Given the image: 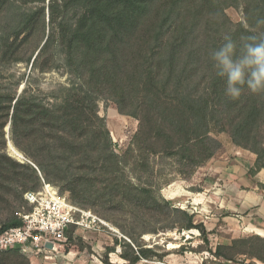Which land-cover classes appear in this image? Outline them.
Wrapping results in <instances>:
<instances>
[{"label": "trees", "instance_id": "obj_1", "mask_svg": "<svg viewBox=\"0 0 264 264\" xmlns=\"http://www.w3.org/2000/svg\"><path fill=\"white\" fill-rule=\"evenodd\" d=\"M239 5L246 25L225 14L226 7ZM261 19L264 0H0V194L24 205L23 193L38 189L43 177L128 238L119 243L126 264L161 261L167 254L159 244L146 246L144 235L204 233L192 214L160 192L177 178L191 179L219 151V132L255 154L250 174L264 169V92L244 86L239 98H231L226 77L217 76L210 58L225 33L239 44L241 36L264 31L257 24ZM239 55L238 46L233 58ZM23 62L30 64L27 75L10 73L11 65ZM60 68L66 81L43 89L39 76ZM100 102L138 121L121 153L99 114ZM178 111L198 136L150 154L159 126ZM6 133L31 163L6 153ZM18 224L11 216L0 223V232ZM68 234L74 241L72 229ZM238 246L243 249L233 251ZM214 254L227 261L236 254L264 261V239H235ZM102 263L118 264L107 256ZM0 264H30L29 255L3 250Z\"/></svg>", "mask_w": 264, "mask_h": 264}, {"label": "rangeland", "instance_id": "obj_2", "mask_svg": "<svg viewBox=\"0 0 264 264\" xmlns=\"http://www.w3.org/2000/svg\"><path fill=\"white\" fill-rule=\"evenodd\" d=\"M224 11L232 22H242L246 25L242 5L228 6ZM41 37L42 34L39 32L37 42H40ZM9 71L15 73L16 76L22 73L27 75L30 71V64L17 63L11 65ZM66 78L67 75L60 68L41 74L39 85L43 89H49L56 86L57 83L65 82ZM21 86L24 85L21 84ZM99 114L106 120L114 142V150L117 153L123 152L137 129L138 121L119 114L110 102L99 103ZM188 124L186 113L176 112L169 124L159 126L156 134L157 139L152 141L148 152L150 154L166 152L197 137L198 134L191 132ZM6 135L8 134L6 133ZM214 136L221 142L219 151L199 167L191 179L177 178L162 188L160 192L161 197L170 200L173 206L192 214L194 223L203 225L204 233L199 229L181 231L175 229L155 235H144L146 246L151 247L154 244H159L162 247L161 251H165L167 254L161 261L142 259L137 264H264V261L243 254H236L234 259L228 261L214 254L218 245H231L235 239L252 236L264 239L263 235H258L255 232L261 230L264 233V188L258 185V182L262 181V177L257 176V173L250 174L248 172V169L254 164L255 154L236 146L226 132H219ZM8 140H10L9 135L8 138L6 137V153L19 162L31 163L10 140V144L23 157L11 153L9 145H7ZM255 193L261 194L262 202L259 203L257 197L254 198ZM22 204L19 199L13 198L9 194L4 197L0 194V223L14 215L19 218L22 207L25 206ZM90 210L108 222L116 232L104 227L100 233L72 235L74 241L71 242L69 239L65 246V252L71 253L62 260L61 264H67L64 262L67 259L71 262L70 264H103L102 259L105 256L111 262L126 264L127 262L119 257L121 252L119 243L122 239L128 240V238L112 223L92 209ZM204 237L208 241H205ZM78 239L82 240V243ZM115 239H118L116 244ZM108 247H115V250L108 252ZM240 249L243 248L238 246L233 251ZM32 260L29 261L33 262ZM38 261L48 264L42 259H38Z\"/></svg>", "mask_w": 264, "mask_h": 264}, {"label": "built area", "instance_id": "obj_3", "mask_svg": "<svg viewBox=\"0 0 264 264\" xmlns=\"http://www.w3.org/2000/svg\"><path fill=\"white\" fill-rule=\"evenodd\" d=\"M41 183L38 189L23 193L25 206L19 214L20 224L0 232V251L19 249L29 255V260L61 264L71 253L65 252L71 229L72 235L100 233L104 227L114 231L108 222L72 203L43 177Z\"/></svg>", "mask_w": 264, "mask_h": 264}, {"label": "clouds", "instance_id": "obj_4", "mask_svg": "<svg viewBox=\"0 0 264 264\" xmlns=\"http://www.w3.org/2000/svg\"><path fill=\"white\" fill-rule=\"evenodd\" d=\"M264 25V19L257 21ZM224 43L210 52L215 62L217 76L226 77V94L233 99L239 98L242 88L253 93L264 92V31L240 37L239 44L231 33H225ZM240 48L238 58L233 57Z\"/></svg>", "mask_w": 264, "mask_h": 264}, {"label": "crops", "instance_id": "obj_5", "mask_svg": "<svg viewBox=\"0 0 264 264\" xmlns=\"http://www.w3.org/2000/svg\"><path fill=\"white\" fill-rule=\"evenodd\" d=\"M255 158H253V160H254ZM257 176H261L262 177V183H264V169H261L259 172H257V174H256ZM257 197V199L259 200V203L260 202H262V200H261V194H258V193H255L254 194V198H256ZM256 232V234H258V235H263L264 236V233H263V231H261V230H256L255 231ZM33 262H31L30 261V264H42V263H40L37 259H33L32 260ZM65 263H67V264H70L71 262H69L68 261V259L66 260V261H64Z\"/></svg>", "mask_w": 264, "mask_h": 264}, {"label": "bare ground", "instance_id": "obj_6", "mask_svg": "<svg viewBox=\"0 0 264 264\" xmlns=\"http://www.w3.org/2000/svg\"><path fill=\"white\" fill-rule=\"evenodd\" d=\"M9 151L13 153L15 156L22 157L21 154L11 144H9Z\"/></svg>", "mask_w": 264, "mask_h": 264}, {"label": "water", "instance_id": "obj_7", "mask_svg": "<svg viewBox=\"0 0 264 264\" xmlns=\"http://www.w3.org/2000/svg\"><path fill=\"white\" fill-rule=\"evenodd\" d=\"M22 88H23V86H21L20 87V89H19V92H21V90H22ZM8 128H9V125H7L6 127H5V130L8 132ZM8 134V133H7ZM6 137L8 138V135H6ZM10 140H8V143H7V145H9L10 144ZM22 155V154H21ZM22 157H23V155H22ZM48 246H51L50 244H48Z\"/></svg>", "mask_w": 264, "mask_h": 264}]
</instances>
